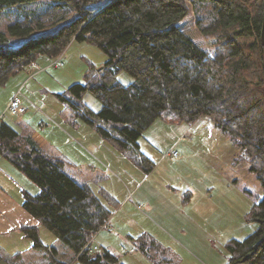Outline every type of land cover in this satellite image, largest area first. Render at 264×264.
<instances>
[{
    "label": "trees",
    "instance_id": "obj_1",
    "mask_svg": "<svg viewBox=\"0 0 264 264\" xmlns=\"http://www.w3.org/2000/svg\"><path fill=\"white\" fill-rule=\"evenodd\" d=\"M263 18L264 0H0V88L39 58L55 59L72 42H91L107 60L101 67L92 63L83 81L60 95L105 139L149 171L156 162L140 139L154 122L193 123L206 115L264 186ZM124 71L135 80L118 82ZM86 93L101 101V109L85 103ZM0 153L40 186L38 194L24 192L23 206L70 256L61 259L42 241L38 224L25 223L18 230L32 240V251L0 260L123 264L109 250H90L120 206L107 189L96 193L70 174L66 158L45 152L4 119ZM244 218L256 229L225 242L227 264H264V196ZM134 239L154 262H173L147 233Z\"/></svg>",
    "mask_w": 264,
    "mask_h": 264
},
{
    "label": "rangeland",
    "instance_id": "obj_2",
    "mask_svg": "<svg viewBox=\"0 0 264 264\" xmlns=\"http://www.w3.org/2000/svg\"><path fill=\"white\" fill-rule=\"evenodd\" d=\"M57 59L39 58L12 77L7 86L0 88V115L5 112L12 95L18 93L24 103L30 104L28 107L30 109L21 116L8 111L4 120L14 124L13 127L18 132H22V127H26L27 124L26 135H31L46 149L47 144L56 145L58 151L69 156L71 165L68 171L73 177L78 179L79 174L83 173L86 180L78 179L79 181L90 185L96 193L102 188L107 189L122 204L119 214L113 221L115 226L113 231L105 229L96 241L93 239V245L99 246L98 252L103 253L107 250L109 244L107 239H110L113 240V251L123 264H156L137 248L134 238L133 243L123 238L124 233L136 236L144 232L176 251L174 257L179 258H176L175 264H191L192 258L184 249L169 241L168 236H171V233L166 230L158 213L153 212L146 203V206H139L141 201L138 192L134 196L130 194L135 189L134 186L145 176L146 171L141 169L128 153L109 142L97 128L83 120L61 96L71 85L83 81L92 63L101 67L107 60V55L91 42L75 41L67 47L57 63L58 66H55L53 62ZM134 80L135 78L125 71L118 76V82L124 84ZM65 95L68 96L67 93ZM84 101L96 107L95 109L102 106L101 101L91 93H86ZM152 126L146 130L147 135H144L147 141L142 138L141 141L145 147L143 151L151 156L156 164L158 159L161 160L151 176L152 181L159 180V183L161 181L164 183L163 187L162 184L159 185L158 190L173 192L174 187L175 191L182 190L178 199L191 197L193 203L203 204L205 210L200 214L195 211L189 214L187 208L181 213H188L200 220L205 219L204 215L205 217L211 215V223L221 229L219 241L222 244L229 237L244 238L253 232L257 224L246 225L243 221L241 225L233 220L239 218L240 213L248 212L252 204L264 196V186L257 174L250 171L247 157L240 154L228 136L206 115L193 123H169L158 119ZM190 127H193V130H190ZM173 151L180 154L173 156ZM89 167H93L94 170H89ZM17 170L19 172L15 177L21 187L19 192L13 189L12 196L14 204L17 208L19 204L23 212L22 205L25 199L23 189L37 193L40 186L20 169ZM184 187L193 191L192 194L190 195V191H184ZM172 195L175 196L174 193ZM219 198L224 200L225 204L233 203V206H230L233 210L225 207L224 210L208 211L207 206H218L215 202ZM31 218V223L38 224L42 241L55 247L61 259H68L70 257L68 254L64 256L65 251H68L66 244L33 216ZM120 221L126 228L119 225ZM109 223L103 229L110 227ZM22 236L28 240L31 248V241L23 234ZM18 243L23 248V242L22 245L18 242L14 230V245ZM31 251L32 249L28 252ZM31 257L37 259L36 256ZM0 264L8 263L2 259Z\"/></svg>",
    "mask_w": 264,
    "mask_h": 264
},
{
    "label": "crops",
    "instance_id": "obj_3",
    "mask_svg": "<svg viewBox=\"0 0 264 264\" xmlns=\"http://www.w3.org/2000/svg\"><path fill=\"white\" fill-rule=\"evenodd\" d=\"M14 94L12 95V98H13ZM85 103H87V102H85ZM24 105L26 106V111H25V113H26L30 109V108H28L30 106V104L24 103ZM88 105L91 106L90 104H88ZM91 107L94 108L93 106H91ZM101 107L99 109H101ZM99 109H96V110H99ZM68 116H69V114H68ZM80 116L82 117L83 120L88 122L89 125L97 128V126H98L97 124L90 123L86 119V117L83 116L82 114ZM11 125L13 126L14 124L11 123ZM25 125H26V127H28L27 124H25ZM26 127H22V132H19V133L22 135H25V136H29L34 141H36L31 135H26V134H28V131H26ZM152 127H150V129ZM189 129L193 130V127H190ZM145 133H144V135H147ZM144 135H143L142 139H145ZM36 143L45 152H48V153L53 154V155L61 156L63 158H66L68 161H70L69 156L58 151L59 149L56 148V145H52V144L48 145L47 144V148L50 150V151H48V149H46L44 147V145L40 144L37 141H36ZM140 143H141L142 150H145L144 143L141 141V139H140ZM55 152H59V153L57 154ZM160 163H161V160L158 159V163L154 166V168L152 170H149V171L145 170L146 171V173H144L145 178L142 177L141 181H139L137 183V185L134 186L135 189L133 191H131V193H130L131 196H134L138 192V197L140 198V201H141L140 203H142V205L139 203V206H146L145 205V203H146L147 205L150 206V209L153 212L158 213L161 220L164 222V226H165L166 230H168L171 233V236H168L169 241L175 242L176 244L180 245L182 247V249H184V251L190 256V258H192L191 264H227L230 254L226 250V248L224 247L225 243L222 244L219 241V240H221L220 239L221 229L218 225L211 223V220H210L211 215L210 216L208 215L207 217H205V215H204L205 219L201 218V220H200L198 217H196L194 215H193L194 217H192L191 215H188V213L187 214L181 213L182 210L187 208V209H189V214L192 211H193L192 213H194V211H195L196 213L200 214L202 211L205 210V206L203 204L193 203V200L191 199V197H189V198H185V197L182 198L181 197V199H178L177 197L179 195H181L182 190H180L181 192H179L177 190L175 191L174 187H173V192H169L168 190H165V189L163 192L159 191L158 190L159 185L162 184L161 186L163 187L164 183H162V181L159 183V180L158 181H156V180L152 181L151 180V176L153 175L158 164H160ZM17 169L18 168L14 164H12L8 159L3 157L0 153V193H2L4 195L3 196L0 194V257H6L7 255L12 256L17 252H20V251L21 252H23V251L28 252V251H30V249H32V247L30 248V243L28 242V240H26L22 236V234H20V232H18L19 231L18 228L21 224L32 222V218H31L32 216L30 213H28L25 210V208L22 204L21 205L24 209L23 212H21L22 210H21V208H19L20 207L19 204H18V208L14 204V198L12 196L13 189H17V192H19V188L21 187L20 182L15 177V175L19 172ZM141 169H143V168H141ZM89 170L93 171L94 169H93V167H89ZM97 172H99V171H97ZM77 178L79 180H82V181L86 180V176L83 173H80L79 177H77ZM186 190L190 191V195L193 192L191 190H188L186 187H184V191H186ZM25 191L26 190L23 189V197H25V193H24ZM27 192L35 195V194H38L40 191L37 193H33L31 191H27ZM132 193H133V195H132ZM173 193L175 196L172 195ZM204 201H206V200H204ZM224 202H225L224 200H221L219 198L215 202L218 206L217 207H214L213 205L207 206V210L212 212L215 210H224L225 207H228L229 209L233 210V208L230 207V206H233V203L229 202V205H228V204H225ZM187 205H189L191 208H189ZM252 206H253V204H252ZM121 207H122V204L120 203L119 208L114 211V213H113V215L109 221L110 227L112 226L115 228V226L113 225V221L117 217V215L119 214V209H121ZM162 212H163V214H162ZM246 213H243V212L240 213L239 214L240 217L239 218L236 217L233 220V222H238L242 225V223L244 221L246 223V225H251L250 223L245 221L244 216ZM198 216L201 217V215H198ZM195 218H197V219H195ZM119 225L122 226V228H124V227L126 228V225H124L122 223V221H120ZM110 227L104 228L103 230L98 232V234L95 236L94 240L96 241V239L99 237V235L104 233L105 229L110 230L111 229ZM14 230L16 231V235L18 236V242H20L21 245L23 242V245H22L23 248L20 246L19 243H18V245H14ZM128 232H129V230H128ZM109 233L111 234V232H109ZM122 235H120L121 238H122ZM138 236L139 235L134 236L131 233H124L123 238H127V240H130L133 243L134 242L133 238H136ZM233 237H235V236H233ZM229 238H231V237H229ZM107 240H108L109 244H107L108 247L106 249L115 253L113 251L114 250L113 249L114 248L113 240L112 241L110 239H107ZM30 241L33 245L32 240H30ZM226 241H224V242H226ZM217 243H218V245H217ZM161 244L163 245V243H161ZM163 247H165L167 249V256L169 257L170 261L173 260V262H172L173 264L177 263L176 258H179V257L178 256L176 258L174 257V255L176 256V254H177L176 251L174 249L170 248L169 246L166 247L165 245H163ZM137 248H138V246H137ZM174 253H176V254H174ZM195 261L197 263H195ZM155 263L159 264L156 261H155Z\"/></svg>",
    "mask_w": 264,
    "mask_h": 264
},
{
    "label": "built area",
    "instance_id": "obj_4",
    "mask_svg": "<svg viewBox=\"0 0 264 264\" xmlns=\"http://www.w3.org/2000/svg\"><path fill=\"white\" fill-rule=\"evenodd\" d=\"M61 59V56L58 57V59L56 61H54V65L55 66H58V61ZM63 65V63H61ZM8 111L14 113V114H17V115H22L25 113L26 111V107L24 106V103H23V100L22 98L20 97V95L17 93L13 96V98L11 99L10 103L8 104L6 110L4 113H2L0 115V122L4 119L6 113H9ZM173 156H178V151H173ZM109 222H107L106 224H108ZM113 229V227L111 228ZM93 242V241H92ZM99 246L97 245H93L92 243V246H91V252L95 251V250H98Z\"/></svg>",
    "mask_w": 264,
    "mask_h": 264
},
{
    "label": "water",
    "instance_id": "obj_5",
    "mask_svg": "<svg viewBox=\"0 0 264 264\" xmlns=\"http://www.w3.org/2000/svg\"><path fill=\"white\" fill-rule=\"evenodd\" d=\"M262 40H263V43H264V18H263Z\"/></svg>",
    "mask_w": 264,
    "mask_h": 264
}]
</instances>
